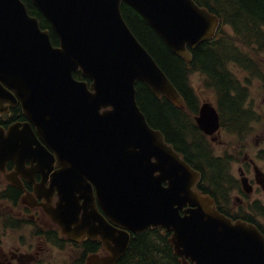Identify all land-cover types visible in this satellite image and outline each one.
<instances>
[{"label":"water","instance_id":"1","mask_svg":"<svg viewBox=\"0 0 264 264\" xmlns=\"http://www.w3.org/2000/svg\"><path fill=\"white\" fill-rule=\"evenodd\" d=\"M31 1L60 44L53 45L23 0H0V116L7 103L20 100L44 145L29 127H0V169L10 160L42 165L56 153L66 187L59 213H47L70 241L102 240L107 254L90 255L87 264H117L131 234L157 228L171 234L183 264H264V235L254 225L233 223L196 190L201 173L140 108L139 83L177 108L185 103L129 27L122 6L138 12L188 63L192 50L216 37L220 19L194 0ZM78 71L91 83L76 80ZM196 121L210 136L220 128L210 104Z\"/></svg>","mask_w":264,"mask_h":264},{"label":"flooded vegetation","instance_id":"2","mask_svg":"<svg viewBox=\"0 0 264 264\" xmlns=\"http://www.w3.org/2000/svg\"><path fill=\"white\" fill-rule=\"evenodd\" d=\"M258 50L262 53L260 49L257 52ZM238 64L236 63L237 66ZM228 66L230 86H233L231 96L241 93L240 106L248 113L247 122L244 127H234L225 120L226 117L223 118L221 114V96L209 77L203 72H197L207 78V87L216 94V107L212 105L220 113V128L212 136L203 133L197 125V117L194 118L193 125L198 128V136L209 144L218 142L223 135L238 139L237 144L234 143L229 148L231 158H237L236 161L228 163L223 157L212 155V158L224 161L225 176L221 186L218 187L213 181L214 172L211 169L209 183L205 185L203 181L198 189L209 196L215 208L227 218L235 223L252 224L264 235V121H260V117L264 118V105L253 106L249 103V89L237 77L235 67L231 70L230 63ZM241 67L247 69L244 65ZM252 74L260 75L256 66L252 67ZM183 98L185 99L184 96ZM185 101L187 102L186 99ZM195 102L194 109L199 115L205 103L201 105L198 98ZM14 124H19V130L31 128L38 142L44 145L38 134V124L27 118L20 100L16 107H11L0 116V127L5 130ZM193 139L194 136L192 141ZM46 157L48 163L42 165L28 161L19 167L17 162L10 160L3 171L0 169V264H45L55 249L70 247L81 250L72 264H78L81 257L85 258L84 251L87 248L97 250L93 253L106 252L100 238L85 236L80 242L70 241L63 229L48 215V210L59 213L60 193L66 187V180L62 178V167L56 153H50ZM96 202L99 212L103 214L97 199ZM78 203L80 207L84 201L80 200ZM82 213L84 212L81 210L80 214Z\"/></svg>","mask_w":264,"mask_h":264},{"label":"trees","instance_id":"3","mask_svg":"<svg viewBox=\"0 0 264 264\" xmlns=\"http://www.w3.org/2000/svg\"><path fill=\"white\" fill-rule=\"evenodd\" d=\"M198 5L210 10L224 21L217 38L213 42L201 44L194 52V59L188 64L176 56L168 48L162 38L151 28L147 21L133 8L123 4V15L139 41L152 54L161 68L168 75L175 87L187 100L188 110L177 108L166 98H157L143 83L137 85L138 103L146 115L150 126L160 130L167 142L181 152L186 161L203 174L207 185L212 176L218 187L225 176L224 161L212 158V153L199 137L198 128L193 125L197 110L193 92L189 88V75L193 72H203L214 84L221 101L223 118L234 127H244L248 113L241 109V93L231 96L233 86H230L229 66L232 62L244 65L252 71L255 66L250 56L233 43L225 26H230L238 40L245 46L260 49L264 53V0H195ZM29 13L38 18L43 30L51 32L53 45H59V38L51 24L44 18L31 0H23ZM78 80H87L81 72L75 73ZM89 83L90 80H87ZM192 107L193 110L190 108ZM199 135V136H198ZM194 139L192 141V137ZM191 141V142H190ZM208 145V143H207ZM169 234L160 230L134 235L125 256L117 264H183L175 254L169 242ZM97 251V250H96ZM86 249L85 258H79L78 264H87V256L96 252Z\"/></svg>","mask_w":264,"mask_h":264},{"label":"rangeland","instance_id":"4","mask_svg":"<svg viewBox=\"0 0 264 264\" xmlns=\"http://www.w3.org/2000/svg\"><path fill=\"white\" fill-rule=\"evenodd\" d=\"M228 35L231 37V40L235 45H237L243 52L250 56V60L254 61L258 72L260 75L252 74V71L247 69H242L241 65H236V62L230 64L231 70L234 68V72L237 77L240 78L244 86L249 89L250 96H248L249 103L253 106H262L264 105V53L257 52L255 48H250L245 46L242 42L238 40V37L234 34V31L231 27L226 29ZM189 88L192 89L194 98H198L200 104L210 103L214 104L216 107L215 98L217 97L213 90L209 89L206 85L207 78L201 73L193 72L189 75ZM259 90V91H258ZM258 94V97L256 96ZM257 99V100H256ZM217 100V98H216ZM260 121H264V118L260 117ZM260 127L258 128V130ZM237 138H227L226 135H223L222 138L211 144L206 143L208 150L215 154V156L223 157L228 163L236 161L237 158H231L229 154V148L232 144H237ZM81 250H78L74 247L66 248L64 250H56L53 255L48 256V260L45 264H72L76 257H79Z\"/></svg>","mask_w":264,"mask_h":264}]
</instances>
